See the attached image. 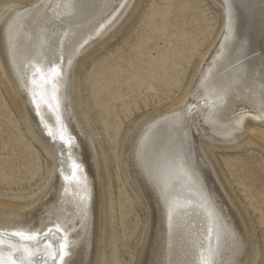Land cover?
Segmentation results:
<instances>
[{
	"label": "bare ground",
	"instance_id": "bare-ground-1",
	"mask_svg": "<svg viewBox=\"0 0 264 264\" xmlns=\"http://www.w3.org/2000/svg\"><path fill=\"white\" fill-rule=\"evenodd\" d=\"M212 1L220 7L221 26L195 72L182 92L124 144V172L146 208L134 264H201L210 247L216 250L215 264L251 259L250 231L219 176L211 147L248 135L264 148V123L254 119L261 115L264 85V0ZM132 2L8 0L0 5V82L31 135L53 157L50 179L36 195L0 196V232H46L58 223L71 242L68 264L99 263L106 225L100 156L77 116V63ZM18 13L24 16L22 27L10 39L8 25ZM3 239L0 262L10 264L11 256L20 264L8 247L20 242ZM52 239L28 245L41 252L39 264H51L44 248Z\"/></svg>",
	"mask_w": 264,
	"mask_h": 264
},
{
	"label": "rangeland",
	"instance_id": "rangeland-1",
	"mask_svg": "<svg viewBox=\"0 0 264 264\" xmlns=\"http://www.w3.org/2000/svg\"><path fill=\"white\" fill-rule=\"evenodd\" d=\"M221 20L212 0H133L120 22L78 61L77 116L94 136L106 196L97 264H134L146 208L124 172V144L182 92ZM27 127L0 82V196H34L50 179L53 157ZM211 150L250 231L249 264H264V148L244 135Z\"/></svg>",
	"mask_w": 264,
	"mask_h": 264
},
{
	"label": "snow or ice",
	"instance_id": "snow-or-ice-1",
	"mask_svg": "<svg viewBox=\"0 0 264 264\" xmlns=\"http://www.w3.org/2000/svg\"><path fill=\"white\" fill-rule=\"evenodd\" d=\"M38 11V8H37ZM24 19L23 14L18 13L16 20L8 25V32L10 39L13 37H17L20 33V28L22 27V21ZM103 27V26H101ZM229 31H231V20L229 19L228 24ZM67 35V34H66ZM62 60L63 57H60ZM53 71H58V69H54ZM222 101H224V97H219ZM261 106L259 112L261 115L254 117V119L260 120L264 123V85L261 86ZM226 102V101H225ZM243 118H241L238 123H242ZM49 136H53L52 132H49ZM54 138V137H53ZM60 140L64 141V136L61 134ZM66 143L70 144V141H66ZM63 163V161H62ZM78 167V166H74ZM67 179V178H66ZM169 221L171 227V209H169ZM219 232V230H218ZM4 236H8L9 239L16 238L18 242H20V246L17 245H8V247L14 249V256L19 259L20 264H39V258L41 257V252L37 248L36 251H33L31 247L28 245L35 242L38 246L39 244L49 241L50 237H54L49 243L45 244L44 252L47 253V256L51 259V264H68L65 260V256L69 255V247L71 242L68 240L67 235L65 234V230L62 225L55 224L53 227H49L46 232H33V233H25V232H13V233H5L0 232V248L5 246V241L3 239ZM61 236L63 237V242H61ZM215 255L216 250H213L211 247L208 249L207 254H201V264H215ZM57 257L59 259H57ZM2 264V262H0ZM10 264H17V259L12 258L10 256Z\"/></svg>",
	"mask_w": 264,
	"mask_h": 264
}]
</instances>
